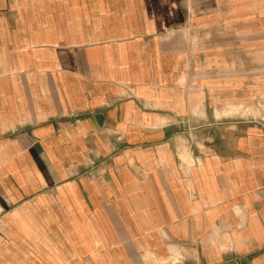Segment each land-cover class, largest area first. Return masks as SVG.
Returning <instances> with one entry per match:
<instances>
[{
  "label": "crops",
  "instance_id": "crops-1",
  "mask_svg": "<svg viewBox=\"0 0 264 264\" xmlns=\"http://www.w3.org/2000/svg\"><path fill=\"white\" fill-rule=\"evenodd\" d=\"M261 102L264 0H0V264H264Z\"/></svg>",
  "mask_w": 264,
  "mask_h": 264
},
{
  "label": "rangeland",
  "instance_id": "rangeland-1",
  "mask_svg": "<svg viewBox=\"0 0 264 264\" xmlns=\"http://www.w3.org/2000/svg\"><path fill=\"white\" fill-rule=\"evenodd\" d=\"M254 107H256L258 111L264 110V102L257 103Z\"/></svg>",
  "mask_w": 264,
  "mask_h": 264
},
{
  "label": "bare ground",
  "instance_id": "bare-ground-1",
  "mask_svg": "<svg viewBox=\"0 0 264 264\" xmlns=\"http://www.w3.org/2000/svg\"><path fill=\"white\" fill-rule=\"evenodd\" d=\"M135 44V43H134Z\"/></svg>",
  "mask_w": 264,
  "mask_h": 264
}]
</instances>
